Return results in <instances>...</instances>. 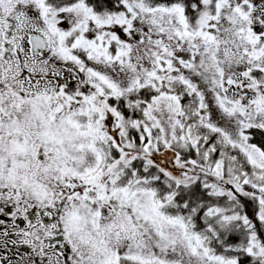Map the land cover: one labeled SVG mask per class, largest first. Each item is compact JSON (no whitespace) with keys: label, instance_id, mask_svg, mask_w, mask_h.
I'll list each match as a JSON object with an SVG mask.
<instances>
[{"label":"snow or ice","instance_id":"snow-or-ice-1","mask_svg":"<svg viewBox=\"0 0 264 264\" xmlns=\"http://www.w3.org/2000/svg\"><path fill=\"white\" fill-rule=\"evenodd\" d=\"M0 264H264V0H0Z\"/></svg>","mask_w":264,"mask_h":264}]
</instances>
